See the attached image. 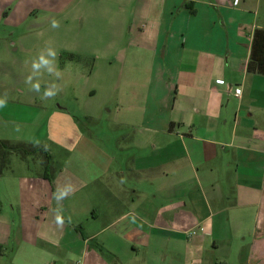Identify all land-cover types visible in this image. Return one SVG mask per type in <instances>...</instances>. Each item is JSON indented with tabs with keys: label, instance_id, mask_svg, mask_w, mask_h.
<instances>
[{
	"label": "crops",
	"instance_id": "1",
	"mask_svg": "<svg viewBox=\"0 0 264 264\" xmlns=\"http://www.w3.org/2000/svg\"><path fill=\"white\" fill-rule=\"evenodd\" d=\"M116 1L117 39L70 54L120 64L116 85L97 84L92 71L79 89L86 117L113 114L121 131L111 145L79 132L56 97L39 104L53 107L44 133L0 108V141L49 156L48 177L38 153L0 168V264H264V75L246 69L264 0ZM82 3L91 8L0 0V23L30 26ZM133 48L150 55L147 69L131 67L142 59ZM14 94L37 105L29 92L0 88L7 105ZM69 183L76 191L60 202L59 226L53 193Z\"/></svg>",
	"mask_w": 264,
	"mask_h": 264
},
{
	"label": "rangeland",
	"instance_id": "2",
	"mask_svg": "<svg viewBox=\"0 0 264 264\" xmlns=\"http://www.w3.org/2000/svg\"><path fill=\"white\" fill-rule=\"evenodd\" d=\"M83 1L89 4L92 3L91 8H86L85 6L83 8V3L82 6L76 5L74 7L69 4L66 12L55 15L45 14V17L39 18L38 22H30V26L25 23L20 28H10L4 23H0V88H19L38 98L36 106H26L19 104L23 103L21 102L23 100H18L17 97H20V95L14 94L11 96L13 98L8 99L9 102L5 108L8 111L12 108L13 116L22 115L30 120L41 122L42 133H44V128H46V118L53 110L51 108L59 107L62 114L70 115L71 124L79 132L94 138L99 147H107L112 144V141L108 139H113V136H117L121 130L117 126L114 128L109 124L108 120L113 118V114L108 118L104 112H101L94 119L86 117V112L91 110L84 108L86 99H84L79 89H85L88 86L90 83L89 74L92 71L99 74L97 84L116 85L120 64L117 61L113 63V61L96 60L94 56L92 58L87 55H79V57L88 60L82 58L77 60L75 58L72 61L70 54H75L71 52L73 47L80 48L77 50L85 52L91 48L92 43L97 44L98 48H101L103 43L116 40L120 18L123 15L117 9L116 0H109V2L104 3L92 0ZM53 18L59 21L60 26L58 28L51 26ZM128 39L131 47L136 45L134 36ZM12 42L16 44L11 46ZM15 46L18 48L17 51H13ZM48 47H52L57 52L56 69L60 72V76L43 71L39 77H33V83L37 79L40 83V91L36 92L25 81L32 74L31 63L33 59L37 58L40 52ZM121 50L122 48L117 51V54ZM133 50L134 48L132 52L137 55L136 59L141 57L142 59L131 67L139 70L147 69L150 55L147 53L138 54ZM109 64L110 66H108ZM146 73L147 71L142 72L145 75ZM52 84H55L60 89L55 96L56 102H52L53 107H48L42 111L39 109V104L43 102L42 94ZM71 88L78 91L76 99L71 97ZM71 116L75 119L71 118ZM109 136L112 137L108 138ZM45 143L47 148L52 149L50 142L46 141ZM38 156L40 161H44L42 159L43 155ZM10 157L12 162L14 160V162L20 163L19 156L11 155ZM55 158L50 161L52 170L59 166L58 163H61V160H55ZM29 159L31 163L36 161L34 156L29 157ZM31 163H28L30 167H37Z\"/></svg>",
	"mask_w": 264,
	"mask_h": 264
},
{
	"label": "clouds",
	"instance_id": "3",
	"mask_svg": "<svg viewBox=\"0 0 264 264\" xmlns=\"http://www.w3.org/2000/svg\"><path fill=\"white\" fill-rule=\"evenodd\" d=\"M51 26L53 28H58L60 26L59 21L56 19H52ZM56 57L57 52L52 47H48L46 50L40 52L37 58L33 59L31 63L32 74L29 75L26 79V83L31 85V89L33 91H40V83L39 80L33 83V77H39L43 71H46L49 74H55L56 76H60V72L56 69ZM60 89L52 84L47 87L42 94V99L55 97ZM7 106V96L0 97V108H4ZM75 187L69 183L64 186H58L56 191L53 193V198L56 200L58 207L55 209V221L57 225L63 226L65 222V217L63 215V209L60 207V202L63 201L70 195L75 193ZM68 221L71 222V217H68Z\"/></svg>",
	"mask_w": 264,
	"mask_h": 264
},
{
	"label": "trees",
	"instance_id": "4",
	"mask_svg": "<svg viewBox=\"0 0 264 264\" xmlns=\"http://www.w3.org/2000/svg\"><path fill=\"white\" fill-rule=\"evenodd\" d=\"M246 69L249 73L264 75V29H255L253 32L251 52ZM34 153L43 155L44 161L41 162L44 164L43 176L48 177L49 156L47 153L41 148L25 144L11 145L0 141V168L8 165L7 160L10 155H17L20 159L26 160V157Z\"/></svg>",
	"mask_w": 264,
	"mask_h": 264
},
{
	"label": "built area",
	"instance_id": "5",
	"mask_svg": "<svg viewBox=\"0 0 264 264\" xmlns=\"http://www.w3.org/2000/svg\"><path fill=\"white\" fill-rule=\"evenodd\" d=\"M239 92H240V90H239V89H235V90H234V94H235V95H238V94H239Z\"/></svg>",
	"mask_w": 264,
	"mask_h": 264
}]
</instances>
